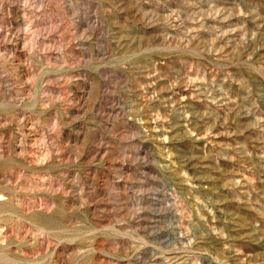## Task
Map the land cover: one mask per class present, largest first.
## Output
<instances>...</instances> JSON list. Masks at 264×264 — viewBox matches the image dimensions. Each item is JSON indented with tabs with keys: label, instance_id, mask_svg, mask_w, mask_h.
I'll list each match as a JSON object with an SVG mask.
<instances>
[{
	"label": "rangeland",
	"instance_id": "374dc122",
	"mask_svg": "<svg viewBox=\"0 0 264 264\" xmlns=\"http://www.w3.org/2000/svg\"><path fill=\"white\" fill-rule=\"evenodd\" d=\"M0 264H264V0H0Z\"/></svg>",
	"mask_w": 264,
	"mask_h": 264
}]
</instances>
